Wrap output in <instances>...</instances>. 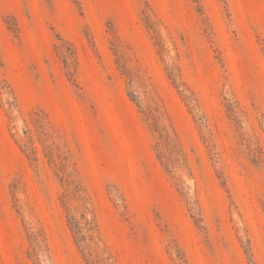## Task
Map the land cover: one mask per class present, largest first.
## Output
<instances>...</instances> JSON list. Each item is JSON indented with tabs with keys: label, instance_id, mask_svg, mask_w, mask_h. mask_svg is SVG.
<instances>
[{
	"label": "rangeland",
	"instance_id": "rangeland-1",
	"mask_svg": "<svg viewBox=\"0 0 264 264\" xmlns=\"http://www.w3.org/2000/svg\"><path fill=\"white\" fill-rule=\"evenodd\" d=\"M0 264H264V0H0Z\"/></svg>",
	"mask_w": 264,
	"mask_h": 264
}]
</instances>
